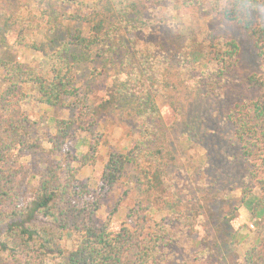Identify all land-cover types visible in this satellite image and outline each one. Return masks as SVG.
<instances>
[{"label": "trees", "instance_id": "trees-1", "mask_svg": "<svg viewBox=\"0 0 264 264\" xmlns=\"http://www.w3.org/2000/svg\"><path fill=\"white\" fill-rule=\"evenodd\" d=\"M24 1L27 15L24 19L16 15L11 21L24 23L25 41V34L34 32L30 23L34 7H43L36 18L44 24L56 21L58 13L51 0ZM55 2L77 9L68 18L80 24L70 34L71 48L62 45L46 54L39 66L26 63L21 55L18 60H0L4 83L0 91V264H186L188 260L217 264L235 251L231 247L236 242L246 238L234 225V211L241 206L255 222L241 264H264V0ZM180 10L191 17L189 24L182 22ZM205 17H210L206 27L201 23ZM225 25L240 27L256 54L257 69L241 80L234 77L240 47L223 33ZM54 26L56 33L57 23ZM38 46L27 45L29 49ZM136 59L144 63V69L134 70L138 81L132 82V72L122 70L137 67ZM84 68L94 78L111 73L114 79L108 98L97 107L116 106L130 94L147 95L151 100H144L130 113L144 121L130 149L108 151L93 185L89 179L78 185L81 171L95 164L102 149L97 107L85 102L80 101L74 117L50 120L45 142L56 159L54 164L33 173L22 161L35 146L31 141L35 128L23 109L24 101L33 97L53 108L66 99L76 100L77 76ZM149 79L159 81L157 91L149 88ZM228 89L236 92L229 101ZM159 93L175 114L170 122L152 102ZM216 103L222 109H216ZM82 132L90 138L79 136ZM176 145L205 148L194 158L191 171L186 169L187 179L201 181L197 175L209 166L210 158L224 165L223 173L231 170L227 177L239 178L240 183L223 179V185L240 190L231 211L219 222L232 230L225 240L212 237L210 242L208 235L206 241L205 234L191 238L194 210L178 209L188 197L196 205L191 182L186 187L182 181L175 183L170 173L181 164ZM129 166L136 192L126 221L119 228L113 226L118 202L129 189L98 222L102 200L123 180ZM203 181L204 189L207 180ZM159 213L166 215L154 219ZM204 225L210 228V223ZM192 247L197 248L195 255Z\"/></svg>", "mask_w": 264, "mask_h": 264}, {"label": "rangeland", "instance_id": "rangeland-1", "mask_svg": "<svg viewBox=\"0 0 264 264\" xmlns=\"http://www.w3.org/2000/svg\"><path fill=\"white\" fill-rule=\"evenodd\" d=\"M26 2L27 1L24 0H0V60H18L19 55H21L23 61L26 63L33 66H39L43 64L47 58L46 54L50 55L53 51L61 49L62 45L63 49L65 45L71 48V45L68 44L70 41V34L79 28L80 24L73 20H69L68 18L69 15L76 13L77 9L70 4L61 5L56 3L55 0L54 2L51 0L50 4L55 7L53 9L58 13V18L56 21H50L49 23L44 24L36 18L41 16L43 7L39 6L41 10H39L37 6L34 7L31 14L33 18H30L31 27L34 28V32L25 34L26 40L24 41V23L18 25L14 24L11 20L12 18H16V15H21L22 19H24V15H27L24 14L26 11H24V3ZM177 12L182 17V22L184 24L190 23L191 17L186 13V11L180 10ZM48 15L49 14H47V16ZM209 20L210 17L203 18L201 20L202 25L206 27V22ZM37 23H41V26L38 27ZM54 23H57L58 26L56 33H54ZM222 31L230 38H234L239 44V60L234 69V77L241 80L245 77V75L250 74L257 69V58L253 46L241 28L236 25H225L224 30ZM18 32L21 33V37L16 39ZM53 38L56 39L55 42L52 41ZM28 44L33 45V47L36 45L39 46L37 49H29L27 47ZM144 47L145 46L142 43H138V48L140 50L144 49ZM136 61L137 62L135 64L137 67L129 65L131 68L126 67L122 70L123 73L132 72V82L138 81V76L134 70L139 73L137 70L138 68H141V70L144 69V63H142L140 59H136ZM113 82L114 79L111 73H105L98 78H94L90 76V69L84 68L82 71L78 72L77 85L79 93L76 100L66 99L64 104L53 108L40 105L33 97L24 101L23 109L29 115L35 128L33 138L31 139L32 143H35V146H33L32 150L22 161L30 165L33 173H37L43 165H51L56 162L55 157L49 151L50 146L47 142H45V134L51 131L50 120L54 117H60L63 119H70L74 117L76 111L78 110L77 107L81 104L80 101H82V103L85 102L89 106L97 107L98 104L108 98L110 89L113 87ZM158 82L159 81L157 80L153 83V80L149 79L147 80V85L151 90L157 91L159 87ZM2 87H4V83L2 82V71L0 70V91ZM227 92L228 97L226 99L229 101L232 99L233 93L236 92H233L231 89H228ZM146 99L151 102L147 95L137 97L130 94L129 99L122 97L117 102L116 106H112L105 110L101 107H97L95 114L100 123L97 131L101 134L99 147L102 149L98 154L95 164L92 167H86L81 171L78 177V185H80L84 179H89L92 185L99 180L100 172L107 159L108 151L115 148L120 149L122 147L130 149L132 141L137 138L138 132L144 122L141 118L142 116L139 118L131 115L130 113H132L136 106L144 103V100ZM167 99L170 100L171 98L168 96ZM152 102L159 107L160 113H162V116L167 122L174 119L175 114L167 105L166 97H163L160 93L156 94L152 99ZM185 104H187V102H185ZM213 106L216 109H222L221 103H216ZM142 107L144 108L145 105L142 104ZM186 112L190 115L189 111L186 110ZM189 118L190 117H187V119ZM182 121L183 120L180 122ZM79 136L87 137L88 139L90 138V135L86 132H82ZM216 136H221V133L216 132ZM176 148L181 164L170 169L171 176L174 178L175 183L178 181L185 183V187L187 186L186 183L188 181L191 182V192L194 195V202L196 204H192L191 202L193 200L189 199L193 198L188 197L186 203L178 207L179 210H194L193 216H195L194 218L196 219V223L194 222L195 230L191 235V238H202L205 234L204 238L206 241L208 239V235L210 236L209 241L212 237H216L217 241H221L223 239L225 240V238L231 236L229 232H232V230L228 225H223L219 222L222 215L228 214L231 211L234 203L237 201V197L240 195V190L238 188H231L229 184L223 185V179H225V181L230 179L231 182L237 181L240 183L239 178L233 179L227 177L231 170L228 173H223L222 170H224V165L218 164V162L210 158L208 160L209 166L201 170V172L197 175V177L201 178V181L190 180V178L187 179L188 172L186 169L191 171L189 167L193 164L195 165L194 158H196L199 153H203L205 148L200 145L196 147L193 146L188 149H183L180 145H176ZM83 149L85 150L86 148ZM227 157H231L229 153H227ZM228 164H231V162ZM195 169L197 168L195 167ZM237 171H239L238 168L235 170L236 177ZM205 179L207 180V188L203 189L202 184ZM127 189H129L128 193L123 196L120 202H118L123 195V191ZM135 192L136 186L133 177V169L129 166L127 174L123 180L120 181L110 191L108 196L102 200V207L99 209L96 217L97 221L102 222L113 206L118 202V211L117 215L114 216L113 226L115 228H119L121 223L126 221V210L133 205ZM192 206L196 207L192 208ZM188 211L186 212L188 213ZM162 215L166 214L159 213L153 217L154 219L159 220ZM234 215L236 217L234 225L239 228V231L242 234L246 235V238L241 242H236L234 246L231 247L235 251L231 254H226L225 260L219 261L217 264H241L243 251L253 239L255 222L251 219L249 211L244 206H241L239 209L234 211ZM205 222L210 223V228L208 230L205 228ZM233 228L235 229L234 226ZM209 232H212V234H208ZM192 248V255H195L197 248ZM215 250L216 249L213 248L214 255H218ZM186 264L199 263L198 261L188 260ZM204 264H206V262H204Z\"/></svg>", "mask_w": 264, "mask_h": 264}]
</instances>
